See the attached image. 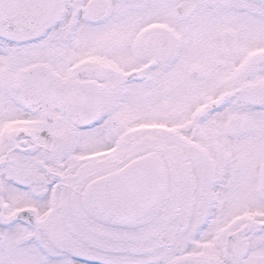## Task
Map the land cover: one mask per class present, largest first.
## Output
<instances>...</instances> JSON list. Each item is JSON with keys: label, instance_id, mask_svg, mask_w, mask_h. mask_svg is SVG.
<instances>
[{"label": "snow or ice", "instance_id": "1", "mask_svg": "<svg viewBox=\"0 0 264 264\" xmlns=\"http://www.w3.org/2000/svg\"><path fill=\"white\" fill-rule=\"evenodd\" d=\"M0 264H264V0H0Z\"/></svg>", "mask_w": 264, "mask_h": 264}]
</instances>
